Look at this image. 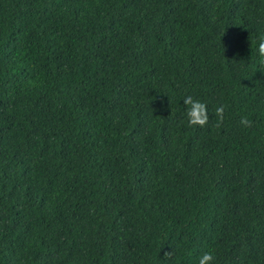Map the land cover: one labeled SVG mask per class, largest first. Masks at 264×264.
Wrapping results in <instances>:
<instances>
[{"label": "trees", "instance_id": "1", "mask_svg": "<svg viewBox=\"0 0 264 264\" xmlns=\"http://www.w3.org/2000/svg\"><path fill=\"white\" fill-rule=\"evenodd\" d=\"M262 40L264 0H0V264H264Z\"/></svg>", "mask_w": 264, "mask_h": 264}, {"label": "clouds", "instance_id": "2", "mask_svg": "<svg viewBox=\"0 0 264 264\" xmlns=\"http://www.w3.org/2000/svg\"><path fill=\"white\" fill-rule=\"evenodd\" d=\"M258 53L260 56H264V40H262L258 45ZM184 105H186L185 117L189 127H199L201 129L205 128L209 122L208 106L194 99L192 96H187L183 100ZM224 106L221 105L216 108L215 115L217 117L216 127H220L224 119ZM240 124L245 128H251L253 122L247 117H243L240 120ZM165 256H170V252H165ZM215 257L211 252H205L199 259V264H214Z\"/></svg>", "mask_w": 264, "mask_h": 264}]
</instances>
